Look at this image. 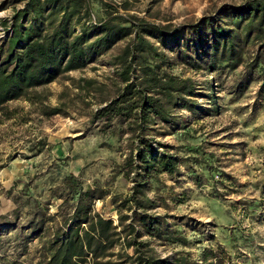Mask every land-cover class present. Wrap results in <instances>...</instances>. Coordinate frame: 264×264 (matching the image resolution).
Listing matches in <instances>:
<instances>
[{
	"label": "rangeland",
	"instance_id": "obj_1",
	"mask_svg": "<svg viewBox=\"0 0 264 264\" xmlns=\"http://www.w3.org/2000/svg\"><path fill=\"white\" fill-rule=\"evenodd\" d=\"M11 1L0 0V20L22 7ZM242 1L91 0L90 11L91 19L100 20L107 13L106 5L122 16L177 27L194 23L223 4ZM124 3L127 11L122 9ZM1 29L0 24V41L6 38ZM127 41L85 69L36 88L29 94L32 103L20 99L0 111V216L4 218L0 223L5 222L0 231V264H36L41 259L46 241L53 239L74 206V195L63 184L66 177L73 176L83 190L94 188V182L102 185L108 195L93 201L94 210L116 224L110 200L113 195L127 194L132 186V180L119 170L131 141L126 124L112 122L107 128V123L93 116L105 106L101 100L116 95L123 86L116 76L118 70L107 61ZM242 71L238 67L218 77L182 64L168 69L195 82V100L201 109L211 108L203 95L212 84L218 106L217 112L204 115L177 110L176 115L184 117L182 129L172 132L152 126L155 129L149 132L159 152L167 149L168 155L186 159L179 177L162 174L154 183L152 191L164 200L149 212L166 215L169 227L186 244L148 236L141 239L168 264L178 257H185L188 264H264V88L254 75L241 92L234 91ZM79 78L94 80L98 90L79 91L73 82ZM63 105L65 115L40 114L44 107ZM39 217H53V221L33 238L29 223Z\"/></svg>",
	"mask_w": 264,
	"mask_h": 264
},
{
	"label": "trees",
	"instance_id": "obj_2",
	"mask_svg": "<svg viewBox=\"0 0 264 264\" xmlns=\"http://www.w3.org/2000/svg\"><path fill=\"white\" fill-rule=\"evenodd\" d=\"M11 2L22 7L14 9L10 18L0 20L6 33V38L0 41V111L12 101L25 99L32 103L29 94L33 90L64 74L85 69L128 39L118 54L107 61L108 66L118 70L116 76L123 86L116 95L101 100L105 106L93 117L107 123V128L112 122L126 124L131 144L119 170L132 180V186L127 194L111 197L117 216L115 224L94 210L93 201L108 195L102 185L94 182V188L83 190L73 176L66 177L63 184L74 195V206L53 239L46 241L36 264H168L141 239L148 236L162 242L186 244L169 227L166 215L149 214L164 200L152 191L154 183L159 182L162 174L179 177V167L186 159L168 155L167 149L159 152L149 132L155 129L152 126L172 132L182 129L184 117L177 116V110L193 115L218 111L212 84L205 87L207 93L203 95L211 108L201 109L195 100L198 94L195 82L172 75L168 69L182 64L219 77L224 71L242 67L233 90L241 92L254 75L260 78L263 89L264 0L223 4L196 22L177 27L122 16L106 5L105 17L94 20L91 0ZM5 6L2 3L1 7ZM122 9L128 10L125 3ZM73 82L81 92L98 90L94 80L79 78ZM65 106L44 107L40 114L65 115ZM68 201L65 198L64 202ZM52 218L30 221L28 229L33 238L42 235V228ZM4 223H0V231ZM5 226L12 229L10 224ZM112 258L116 261L112 262ZM172 264L188 263L185 257H178Z\"/></svg>",
	"mask_w": 264,
	"mask_h": 264
},
{
	"label": "built area",
	"instance_id": "obj_3",
	"mask_svg": "<svg viewBox=\"0 0 264 264\" xmlns=\"http://www.w3.org/2000/svg\"><path fill=\"white\" fill-rule=\"evenodd\" d=\"M1 30H3V28H2ZM3 31H4V30H3Z\"/></svg>",
	"mask_w": 264,
	"mask_h": 264
}]
</instances>
